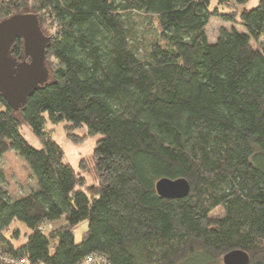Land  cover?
<instances>
[{
  "label": "trees",
  "instance_id": "1",
  "mask_svg": "<svg viewBox=\"0 0 264 264\" xmlns=\"http://www.w3.org/2000/svg\"><path fill=\"white\" fill-rule=\"evenodd\" d=\"M214 1L249 0L5 1L0 21L29 8L51 29L54 62L19 111L0 93V159L13 151L35 181L17 199L0 191V264H219L235 250L264 264V0L239 15L245 33L220 29L210 43ZM135 14L157 23L142 55ZM11 54L21 59L20 40ZM47 122L101 136L95 185L64 163ZM161 179H185L188 196L159 197ZM15 222L29 231L19 247V230L5 236Z\"/></svg>",
  "mask_w": 264,
  "mask_h": 264
},
{
  "label": "rangeland",
  "instance_id": "2",
  "mask_svg": "<svg viewBox=\"0 0 264 264\" xmlns=\"http://www.w3.org/2000/svg\"><path fill=\"white\" fill-rule=\"evenodd\" d=\"M257 4L258 0H249L244 6L234 4L218 6L216 1L212 2L210 10L212 12L214 11L217 15L212 17L206 30L210 43H215L220 29H226L228 31L236 30L237 32L245 33V29L241 26V24H239V15L244 10H252L257 6ZM20 14L35 15L29 8L22 10V13ZM156 27L157 23L155 19L141 14L134 15V38L136 43L141 45L139 48L141 55L144 52L143 50L149 45L150 41L157 37ZM50 30L51 29L49 28H40L42 35L45 37L51 35ZM20 41L22 43V53H24L23 42L22 40ZM261 42L263 43V39ZM15 59L18 63H30L29 56L26 58L22 57L21 59ZM53 62V60H47V63L44 62L43 64L47 71L48 78L52 76L51 64ZM29 83L30 82L28 81L25 82L23 85L16 87L14 91L12 90V92H10L7 88L5 89V94L8 100L12 103L13 108L18 107V111L22 104L24 92L27 89L26 85ZM19 132L31 147L37 150L42 148V144L34 136L28 126L22 124ZM45 132L62 149L64 154V163L70 165L74 171H76L80 177L85 180L88 186L95 185L97 177L94 171L93 150L97 141L101 139V136H89L86 127L77 130L71 129L68 127V123L66 122H60L57 124L47 122L45 125ZM34 187L35 181L26 162L13 151L7 152L0 159V191L8 194V196L12 199H17L30 193ZM64 223V221L53 222V228L58 229L63 226ZM87 228L88 224L82 223L74 229L73 233L77 244L82 241L83 234L87 231ZM13 230L20 231L18 241H14L15 246L19 247L26 242L25 235L29 234V231L22 223L15 222L12 224L10 230L5 233L6 238H9L13 234ZM50 250L51 252L54 250L52 243L50 245ZM219 264H222V261L219 262Z\"/></svg>",
  "mask_w": 264,
  "mask_h": 264
},
{
  "label": "water",
  "instance_id": "3",
  "mask_svg": "<svg viewBox=\"0 0 264 264\" xmlns=\"http://www.w3.org/2000/svg\"><path fill=\"white\" fill-rule=\"evenodd\" d=\"M16 40H22L25 57H30V63H18L11 56V48ZM50 38L42 35L39 20L36 15L16 14L0 21V93L8 100L5 89L10 92L16 87L30 82L22 97V105L34 90L47 83V71L44 68L45 49ZM18 108V107H17ZM13 108L14 110H18ZM156 193L163 199H184L190 192V186L185 179H161L156 183ZM222 264H249V256L241 250L227 253L222 258Z\"/></svg>",
  "mask_w": 264,
  "mask_h": 264
},
{
  "label": "built area",
  "instance_id": "4",
  "mask_svg": "<svg viewBox=\"0 0 264 264\" xmlns=\"http://www.w3.org/2000/svg\"><path fill=\"white\" fill-rule=\"evenodd\" d=\"M6 0H0V8L5 4ZM52 226H48V230L52 231ZM46 230V228H44L43 226H39L38 227V231L39 232H44ZM11 264H16L17 262H15V260H11L9 261ZM18 264V263H17ZM20 264H25L24 261H20ZM80 264H108L107 261L105 260L104 257L102 256H98V257H87L85 258Z\"/></svg>",
  "mask_w": 264,
  "mask_h": 264
},
{
  "label": "bare ground",
  "instance_id": "5",
  "mask_svg": "<svg viewBox=\"0 0 264 264\" xmlns=\"http://www.w3.org/2000/svg\"><path fill=\"white\" fill-rule=\"evenodd\" d=\"M22 57L26 58V57L24 56V54H23V56H21V58H22Z\"/></svg>",
  "mask_w": 264,
  "mask_h": 264
},
{
  "label": "flooded vegetation",
  "instance_id": "6",
  "mask_svg": "<svg viewBox=\"0 0 264 264\" xmlns=\"http://www.w3.org/2000/svg\"><path fill=\"white\" fill-rule=\"evenodd\" d=\"M14 45V44H13ZM12 49V48H11Z\"/></svg>",
  "mask_w": 264,
  "mask_h": 264
}]
</instances>
